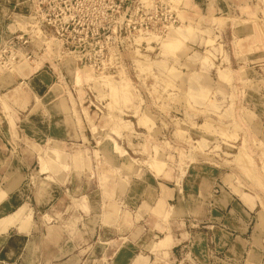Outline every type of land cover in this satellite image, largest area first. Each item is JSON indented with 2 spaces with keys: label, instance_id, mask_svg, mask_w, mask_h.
<instances>
[{
  "label": "crops",
  "instance_id": "1",
  "mask_svg": "<svg viewBox=\"0 0 264 264\" xmlns=\"http://www.w3.org/2000/svg\"><path fill=\"white\" fill-rule=\"evenodd\" d=\"M227 8L231 21H264V8L246 0ZM35 18L32 0H0V49L19 38L27 42L20 52L33 56L0 70V264H264L261 150L252 170L242 151L235 163L193 150L186 163L166 162L157 174L130 155L129 142L94 146L86 129L89 151L100 155L96 177L42 172L44 149L59 143L68 152L82 136L72 122L81 100L71 96L62 57L30 35ZM237 67L228 65L234 78ZM256 68L252 82L264 104V64L241 70ZM74 193L86 209L73 207Z\"/></svg>",
  "mask_w": 264,
  "mask_h": 264
},
{
  "label": "rangeland",
  "instance_id": "2",
  "mask_svg": "<svg viewBox=\"0 0 264 264\" xmlns=\"http://www.w3.org/2000/svg\"><path fill=\"white\" fill-rule=\"evenodd\" d=\"M38 1L44 3L34 9L29 32L66 64L71 96L81 100L74 105L73 128L82 134L68 152L59 143L44 149L42 172L96 177L100 155L89 151L86 129L94 146L129 142L130 155L157 174L166 162L186 163L193 150L235 163L242 151L251 170L264 156V104L252 82L259 70H241L264 64V21H231L228 1L237 6L240 0ZM246 3L264 8V0ZM69 20L81 38L53 39L57 32L75 34ZM77 48L83 49L80 57L73 53ZM231 63L239 65L235 78ZM120 154L128 157L123 149ZM71 201L74 208L87 207L78 194Z\"/></svg>",
  "mask_w": 264,
  "mask_h": 264
},
{
  "label": "built area",
  "instance_id": "3",
  "mask_svg": "<svg viewBox=\"0 0 264 264\" xmlns=\"http://www.w3.org/2000/svg\"><path fill=\"white\" fill-rule=\"evenodd\" d=\"M37 2L39 3L37 6ZM43 1H38V0H32V4L34 5V9L37 10V8H39V10H41V7H39V5H43ZM65 7H67V4H65ZM39 12V11H38ZM72 21V20H71ZM69 20L68 22V28H71V26H73L74 30L73 32H75V34L72 36V33H69L67 36H65L64 34H60L59 32H57L54 36L53 39L57 40L59 38H72V39H76V37L79 36V38H81V33H79L76 29L75 23L72 21L71 22ZM79 24V23H78ZM87 35L85 36V38H88V33H86ZM100 38V36L98 37ZM26 41H23V39H19V38H14L11 39L9 41H7L4 46L0 49V65L2 67H5L6 69H11L13 66H15L16 64L20 63L21 61L24 60H28L31 61L33 60V56L31 54H23L22 52H20L19 50V46L20 45H26ZM78 50L74 51V54L79 55V57L82 55V50L80 48H77ZM64 54H68V52L65 50Z\"/></svg>",
  "mask_w": 264,
  "mask_h": 264
}]
</instances>
